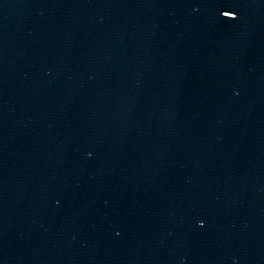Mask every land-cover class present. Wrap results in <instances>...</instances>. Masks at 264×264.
I'll use <instances>...</instances> for the list:
<instances>
[{
  "label": "water",
  "instance_id": "water-1",
  "mask_svg": "<svg viewBox=\"0 0 264 264\" xmlns=\"http://www.w3.org/2000/svg\"><path fill=\"white\" fill-rule=\"evenodd\" d=\"M0 264H264V0H0Z\"/></svg>",
  "mask_w": 264,
  "mask_h": 264
}]
</instances>
